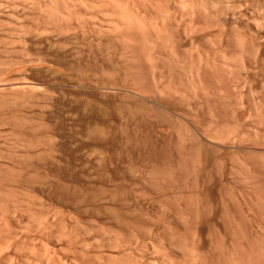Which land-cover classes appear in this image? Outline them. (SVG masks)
I'll return each instance as SVG.
<instances>
[{"label":"bare ground","instance_id":"6f19581e","mask_svg":"<svg viewBox=\"0 0 264 264\" xmlns=\"http://www.w3.org/2000/svg\"><path fill=\"white\" fill-rule=\"evenodd\" d=\"M43 1L44 0H42V2ZM50 1L51 0H47V2H50ZM56 1H53L52 3L50 2L51 5L55 2L53 4V6H55V7L48 6V5H50V3L47 5H45V3H44L45 6L41 3L43 5L42 7H44V8L46 6L47 7L45 8V10H44V8H42L44 10L43 12H40L41 10L39 12L44 14V16H42L43 17L42 20H45L44 22H46V20H47L48 23H50L49 21H51V23H53V29L55 32H57L58 34L59 33L65 34L69 31V25L71 23L68 24L69 20H66V18H68V17H66L65 14L62 15L61 11L65 10V9H67V10H69V9L68 8L61 9L62 8L61 4L59 5ZM210 1L213 2L214 0L213 1L212 0H95V3L97 2L96 5L97 6H98V4L100 5V7L98 6L97 9L99 10L101 8L103 11L106 12L103 15L109 14L110 17L113 16V17H111V19L112 18L113 19L109 20L110 17L107 15V19L109 18L107 20V22L109 24V21H110V25L107 26L106 25L107 22L104 21L105 24L100 23L101 26H99V22H98L99 20H98V21H96V22H98V25L96 26V23H95V26H94V24L91 25V27L93 26L92 27L93 29L90 27L91 29L88 30V28H87L88 24L86 25L87 26L86 27L87 29H86L85 25H83L84 23L79 19V21H81L83 23L82 25L84 26V28L86 30L83 29L81 26H79L81 28L78 29V34H76L75 38L77 40V36H78V39L80 41V43H79L80 46L79 45L75 46L74 47L75 49L73 48V50L75 51L77 49L76 50L77 52L72 51V53L74 54L73 57H75L77 55L80 56L79 54H77L78 52L79 53L81 52L82 54L80 53L81 56H80V58H78V60L77 59L75 60L73 58L74 59V60L72 59L73 61L70 58L72 56H68V59L69 58L70 59L67 61H70V60L72 61V62H70L69 67H68L70 70L68 71L67 70L68 68H65L68 63L65 64V67L63 66V69L65 68L66 71L71 72V73L67 72L68 76L65 78V80L63 79V82L61 80L60 87L58 86L59 84L57 83V86L59 87L58 89H60L62 91L61 93H63V95L56 89L57 92H59L60 95H62L63 98L65 99V100H63L64 101L63 106L65 108V111H64V114H65L64 115V118H65L64 122H65V127H66L65 130L67 131V136L65 135L66 136L65 140H66V144H67V152L66 153H68L67 154V155H69L68 158L70 157L69 159L71 160V158H73V156L77 152V154H79V156L81 158L80 161H78V162L82 163V166H81V164L79 165V163H78V165L80 167H82L81 168L82 174L80 177H82L83 181L81 184H79L81 182L79 180L80 182L77 183L79 185H77V184H76L77 186L75 184L73 185V189L71 188V190H75V192L74 193H73V191H72V193L70 192V195H73V197L76 198V200H78L77 203H80V204L82 203L83 206H85L86 208H88V207L93 208V206H95V208H96L97 205H98V208L102 207L104 209V211H106L107 215H109L108 216L109 219H107V221L112 219L113 223L116 224L117 228H122V230H123V228H126L125 231L127 230L128 237H130L131 239L132 238L136 239L137 237L140 238V236H141L140 231L141 230H143V232L146 231V234L150 233L149 236L150 237L152 236L150 239H152L153 242L156 241L158 246H160L158 248L162 249L164 247V245H166L165 247L171 248L170 251L172 249H174V251L177 250L176 252L178 253V255H182L181 256L182 259L184 258V256H186L188 258L189 262H190V254H191V260H192L191 262H193V264H264V134L263 135L261 134L262 135L261 137L256 136L257 132L253 131L254 129H256L255 126L253 129L251 126L249 127V124H251V123H249L247 127H249V132H251V133L255 132L256 133V135L254 134L255 136L252 135L253 133L251 135L248 134L249 132H245L244 129H242V130L245 133H247L246 135H244L243 131L240 132L241 128L243 127L242 123H241V125L239 124V122H240L239 118H241L240 115L242 114V112H241V114L239 113L241 110L239 111L238 107L236 108L238 110H236L234 107L232 109V107H230V104L226 101V100H228L227 98H229L231 96L232 90L230 91L229 88L231 86H233L235 88L238 87V89H239L240 88L239 86H241L242 89L243 88L244 89H243V91H240L241 89L239 90L241 92L240 94L243 95L244 99L247 98L244 101H246V102L248 101V103H247L248 105L250 103L249 100L251 102H254L253 100L255 98H253L252 96L255 95V93H254L255 88H254L253 95H251L252 94L251 92L253 91L252 87H254V86H252V83H251L252 79L250 80L251 77L249 75L250 72H251L250 74H252L253 70L250 71L249 68L251 69V63L250 62H252L256 59H259L262 62L264 61L263 60L264 59V51H263L264 42L262 44H260V43L256 42L257 39H255L254 37L252 38V40L251 39L249 40L247 38L249 41H242L241 39H244L243 37L238 40L237 37L235 39L234 38L232 39L230 36L225 41V45H221V43H220V45H218L220 41L215 39L218 42H216L214 40L215 44H213V45H215L217 47V49L212 44H209L210 46L212 45L215 48V51H217V53H216L217 55L215 54L214 51H213L214 53L212 52V48H211L212 46L210 47L211 52L209 51V49H210L208 47L209 45H207L208 50H206V48L203 49L204 47H202L201 49L199 48L200 49L199 51H197L198 50V47H197L198 43L196 41H193L194 40L193 35H192V37H190V32L193 31V29H195V27L198 29V27H200L201 24H196V26L194 27L195 24L192 25L190 23V21H191L190 13H192V14L195 13L198 16L200 13H204L205 15L202 14L201 16L206 17V13L208 14L209 13L208 11L211 8L214 12V9H213L214 6H212L214 4L211 5L212 7L210 6L211 8L208 7V5H207V2H209L208 4L210 5V3H211ZM224 1H226V0H224ZM33 2H34V0H33ZM38 2H40V1H38ZM60 2H61V0L59 1V3ZM70 2L72 4L73 0L69 1V3ZM81 2H80V5L83 4V2H82V4H81ZM87 2L88 1H86V3ZM89 2H91V0ZM256 2H257V0H256ZM23 3H24V1H23ZM56 3L59 5L58 9H56L58 6V5L57 6L55 5ZM76 3H77V1H76ZM76 3H74V4H76ZM21 4H22V2H21ZM37 4H39V3H37ZM64 4H65V2H64ZM89 4H93V3H89ZM18 5H19V3H18ZM26 5H29V4H26ZM206 5H207V8H210V9L206 10L207 9ZM220 5H223V4H220ZM224 5H225V3H224ZM232 5H230V6H232ZM78 6H79V4H78ZM216 6H217V4H216ZM226 6H227V3H226ZM228 6H229V3H228ZM13 8H14V6H13ZM21 8H22V11L26 10L25 7H24L25 9H23V7H21ZM51 8H53V9H51ZM74 8H77V7L74 6ZM79 8H83V6L79 7ZM84 8H86L85 9V11H86V10L91 9L92 7L89 9L87 7H84ZM84 8H83V10H84ZM95 8H96V6H95ZM95 8H94V10H96ZM177 8H178V11H181V13H179V15H177L178 13H175L177 11L176 10ZM92 9H91V11H93ZM235 9H233V10H235ZM4 10H6V9H4ZM33 10L31 9V13L33 12ZM59 10H60V12H59ZM67 10H65V11H67ZM233 10H231V11H233ZM65 11H63V13ZM103 11L101 13H103ZM69 12H71V10ZM81 12H82V10H81ZM93 12L96 13L95 11H93ZM215 12H216V10H215ZM217 12H219V10H217ZM26 13H27V11H26ZM101 13L99 12L97 14L102 15ZM222 13H223V11H222ZM91 14H92V12H91ZM33 15H32V19L34 18ZM66 15L67 16L69 15V19H70V16H71L70 13H68V14L66 13ZM75 15H76V13H75ZM176 15L178 17L181 16L182 19H184L182 17V16H184L185 20L181 22L180 17L179 18L177 17L178 19H180L179 20L180 23H179L178 20H176L177 19ZM257 15H258V13H257ZM72 16H74V12L72 13ZM232 16H231V18H232ZM42 17H40V18L35 17V18L41 19ZM102 17L104 18V16H102ZM216 17H217V15H216ZM242 17L244 18V16H242ZM73 18H72V20H73ZM75 18H76V16H75ZM93 18H96V15H95V17L93 16ZM93 18L91 17L90 20L92 19V21H95ZM105 18H106V15H105ZM200 18L198 19L199 21H200ZM211 18H213V16ZM76 19H78V18H76ZM205 19L206 18L201 20L200 23H202L203 27H205V25H209V27H210V25H211L210 21L211 20L208 19L210 21L207 22V19H206V22H207L206 23L204 21ZM229 19H230V17H229ZM253 19H255V17ZM85 20L87 21V19H85ZM88 20H89V18H88ZM96 20H97V18H96ZM214 20H212V21H214ZM262 20H264V18ZM202 21H204V22H202ZM215 21H217V19ZM215 21H214V23H215ZM253 22L255 25V23H256L255 20ZM31 23H34V22H31ZM195 23H196V21H195ZM219 23L217 22V26L219 25ZM38 24H39V22H38ZM102 24L106 25V27L103 29H102ZM224 24H225V22H224ZM24 25H23V28L25 29ZM40 25L42 26V24H40ZM44 25H46V23ZM78 25H79V23H78ZM78 25H75L74 27L77 29ZM258 25H260V23H258ZM98 26L100 28H98ZM234 26H236V25H234ZM27 27H29V26H27ZM23 28H22V30H23ZM223 28H225V27H223ZM240 28H242V27H240ZM257 28H259V27H257ZM27 29L24 32L25 34H26ZM197 29H196V31H197ZM233 29H236V28H233ZM29 30H31V29H29ZM203 30H205V29H203ZM246 30L248 32V29H246ZM41 31H38V33L44 34ZM236 31H238V30H236ZM19 32L17 34H20ZM221 32H222V30H221ZM197 33H198V31H197ZM197 33H195V34H197ZM28 34H30V33L27 32V35ZM7 35H8V31H7ZM20 35H22V33ZM86 35H88L90 38L88 37L89 39H87ZM235 35H236V33H235ZM32 36H34V34ZM217 36H218V34H216L215 37L217 38ZM227 36H229V35H227ZM254 36L256 37V35H254ZM40 37H38V38L40 39ZM210 37H209V41L207 43L210 42ZM220 37H221V35H220ZM251 37L249 36V38H251ZM35 38H36V35H35ZM212 38H213V36H212ZM4 39H5V37H4ZM27 39H29V38H27ZM55 39H56V37H55ZM10 40H8V42H11ZM52 40H53V38H52ZM223 40H225V39H223ZM64 41H58V42L55 41V44L54 43L53 44L51 43V44L53 46L57 45V47L58 46L64 47L63 46ZM257 41H260V40H257ZM33 42L32 43L30 42V43L33 44ZM47 42H49V41H47ZM47 42H45V43L47 44ZM70 42H71V40H70ZM12 43L14 44L15 42H11V45H12ZM183 43L186 46H184ZM22 44H26V42L25 43L22 42ZM64 44H66V43H64ZM190 44L194 45L193 48H194V50L196 49L195 51L194 50L190 51ZM6 45H8L7 41H6ZM27 45H29V44H27ZM36 46H38V44ZM36 46L34 44V47H36ZM41 46H43V44ZM41 46H39V47L41 48ZM23 47H25V46H23ZM51 48H50V51H51ZM65 48H69V47H64V49ZM226 48L228 49V51ZM260 48H261V50H260ZM61 49H63V48H60V51H61ZM22 50H24V48ZM22 50L20 49L21 53H22ZM36 51H37V49H36ZM52 51L55 52V50H52ZM68 51H69V49H68ZM260 51H262V52H260ZM30 52H31V50H30ZM30 52L28 51V53H30ZM54 52H52V53H54ZM190 52H192V53H190ZM21 53H19V54H21ZM43 53H45V52H43ZM72 53H71V55H72ZM75 53L77 55H75ZM26 54H27V52H26ZM50 54H51V52H50ZM38 55H40V54H38ZM60 55H61V52H60ZM214 55H216V56H214ZM24 56L28 57L29 55H24ZM35 56L38 57L36 54H35ZM29 58H31V57H29ZM38 58H41V57H38ZM44 58H45V56H44ZM54 58H56V57H54ZM31 59H33V58H31ZM43 59H42V61H43ZM61 59H58V61ZM37 60H39V59H37ZM229 60H231L230 64H228ZM30 61L32 62V60H30ZM232 61L233 62L235 61L234 62V64H236L235 69H236V66H238V68L240 67V71L238 70V68L235 70L234 66L232 67L233 69L230 68L232 65H234V64H231ZM261 61H260V63H261ZM40 62H38V63L39 64L43 63V62H41V63ZM61 62H64V61H61ZM257 62H255V63H257ZM6 63H8V62H6ZM38 63H36V64H38ZM252 63H254V62H252ZM13 64H15V63L13 62ZM57 64H58V62H57ZM62 64L63 63H61V65ZM43 65H41L42 67L38 66V65H35V66L43 68ZM61 65L58 64L59 67L55 66L54 68H57V71H58V69L61 67ZM253 65H252V67H253ZM7 66H8V64H7ZM19 66H21V63L19 64ZM53 66H54V64H53ZM258 66H260V65H258ZM47 67L49 70L48 65H47ZM1 68H2V66H1ZM44 68H46V67H44ZM34 69H36V68H34ZM40 69L38 70V73H39ZM263 69H264V66H263ZM233 70H235V73L233 72ZM258 70H259V68H258ZM236 71H237V73H238V71H239V73L241 71L244 73H242L241 75L240 74L236 75L237 74ZM44 72H46V71H44ZM51 72H54V71H51ZM17 73H18V71H17ZM34 73H35V71H34ZM41 73L42 72H40V74ZM63 73H64V71H63ZM56 74H57V72H56ZM55 75H54V77H55ZM61 75H62V73H61ZM64 75H66V74H64ZM39 76H37V77H39ZM51 76H49V79ZM254 77H256V76H254ZM258 77H260V74ZM42 79L43 78H41V80ZM44 79H45V77H44ZM60 79H62V78H60ZM36 80H38V79H36ZM46 80L47 79H45V81ZM55 80L56 79H54V83L57 82L59 80V78L57 81H55ZM254 80H256V79H254ZM52 81H49V82L52 83ZM24 82L26 83V81H24ZM35 82H33V83L35 84ZM37 82H39V81H37ZM54 83H52V84H54ZM253 83H254V81H253ZM28 85H29V83H28ZM45 85H47V84H45ZM253 85H256V84L254 83ZM31 86H32V84H31ZM40 86H42V85L40 84ZM27 87H29V86H27ZM36 87H34V88H36ZM44 87H46V86H44ZM22 88H23V86H22ZM38 88H40V87H38ZM54 89H55V87H54ZM236 89L233 88L234 91H236ZM261 89H263V87ZM27 90L29 92L30 88ZM244 90H245V92H244ZM24 91L25 90H23V92ZM31 91H33V90H31ZM42 91H44V90H42ZM52 91H49V92L52 93ZM239 91H236V94L238 93V97L235 94L234 98L238 99L240 97L238 100H241L242 96L239 95ZM19 92H21V91H19ZM36 92H38V91H36ZM57 92H56V94H57ZM53 93L55 96V92H53ZM233 95H234V93H233ZM21 96H23V95L21 94ZM262 96H264V95H261V97ZM4 98H6V97H4ZM18 98H21V100H22L23 97H18ZM18 98H17V100H18ZM57 98H59V97H57ZM35 99L37 100V98H35ZM232 99H233V96H232ZM2 100L4 103V99L1 98V102H2ZM12 101H10V102L12 103ZM54 102H55V100H54ZM241 102L242 101H240V103ZM3 103H1V104H3ZM51 103H50V105H51ZM237 104H239V102H237ZM21 105H23V103ZM250 105H251V103H250ZM253 105H255V104H253ZM253 105H251V107ZM7 106L11 107V105H7ZM233 106L236 107V106H241V105H235V103H233ZM263 106L264 105L262 103V109L264 110ZM1 107L3 108V105L0 106V108ZM5 107H6V105H5ZM42 107H43V105H42ZM246 107H249V106H246ZM59 108L62 109L61 103H60V107H58V109ZM259 108H260V105H259ZM246 109H249V108H246ZM250 110L251 109H249L247 111L249 112ZM263 110L261 111V108H260L261 116H262V114L264 115ZM253 111H255V110L252 109L251 112H253ZM250 114H252V113H250ZM250 114H249V117L251 116ZM254 114L256 115L257 111ZM247 115H248V113H247ZM252 117H253V115H252ZM245 118L246 117H244V119ZM54 120H56V119H54ZM262 120H264V116H262ZM259 121H260V118H259ZM49 123H50V120H49ZM20 124H23V123L20 122ZM256 124H258V123H256ZM46 125H48V124H46ZM51 126H49V127L51 128ZM259 126H260V123H259ZM261 126H262V124H261ZM247 127L245 126L244 128H247ZM50 128H49V130H50ZM62 128H63V126H62ZM263 128H264V126H263ZM36 129H38V128H36ZM59 129H61V128H59ZM257 131H258V129H257ZM259 133H258V135H259ZM38 137H40V135ZM47 137H49V136H47ZM259 137H260V139H259ZM58 138H59V136H58ZM48 140H51V139H48ZM56 140L59 141L57 138H56ZM35 141H37V139ZM45 141H46V139H45ZM51 142H52V140H51ZM43 143H41V144L43 145ZM55 145L53 144L52 146H55ZM47 146H48V144H47ZM53 148H56V147H53ZM65 148H66V146H65ZM42 149H44V148H42ZM56 150H57V148H56ZM43 152H45V151L43 150ZM36 156H38V155H36ZM77 157L74 159L77 160ZM224 158L228 160L227 163H229V162H230L229 164L232 163L231 168H227L228 172L229 171H230V173H231V171L235 172L237 175L236 174H234V175L238 176V178H240V179H241L240 174H241V176L243 175L242 180L245 181L246 184H248L247 190H244V187L246 186V184L244 185L243 183L242 184L244 185V187L243 188L240 187V188H242V189H240L239 187H235V185L229 186V182L227 183V185H225L226 183L223 184L224 182L223 183L221 182L222 181L221 176L223 174L224 166H226ZM74 159L72 160V162H74ZM70 160H69V162H70ZM75 162L77 164V161H75ZM54 163H55V161H54ZM233 165H234V169H233ZM34 166H35V164H34ZM80 167H77V169L78 168L80 169ZM30 168H32V166ZM3 169H5V168H3ZM13 169H15V168L13 167ZM36 169H38V168L36 167ZM38 170H36V171H38ZM73 171H74V169H73ZM51 172H52V170H51ZM224 172L226 173V171H224ZM239 172H240V174H239ZM230 173L228 175H230ZM1 174H2V171H1ZM1 174H0V176H1ZM59 174H60V172H59ZM31 175H33V174H31ZM57 176H59V175H57ZM225 176L226 175L224 174L222 177H225ZM17 177H18V175H17ZM17 177H16V179H17ZM32 178H33V176H32ZM40 178H42V177H40ZM40 178H39V180H40ZM2 179H4V177H2ZM6 179L7 178H5V180ZM14 179H11V181ZM36 179L38 180L37 177H36ZM63 179H64V177H63ZM22 180H24V179H22ZM41 180H43V182H44V179H41ZM48 180H51V179H48ZM72 180L70 178L69 182H71ZM11 181H10V183H11ZM65 181H66V179H65ZM223 181H224V178H223ZM14 182H15V180H14ZM55 182H57V181L55 180ZM232 182L233 181H231L230 184H232ZM234 182H236V181H234ZM234 182H233V184H234ZM64 183H66V182H64ZM237 183H239V180ZM40 184H42V183H40ZM54 184L56 185V183H54ZM44 185H43V187H44ZM65 185H67V183ZM240 185H241V183H240ZM62 186L64 187V185H62ZM237 186H238V184H237ZM11 187H13V186H11ZM20 187H22V186H20ZM54 187H52V189ZM67 187H68V185H67ZM7 188H9V187H7ZM22 188H24V187H22ZM38 188H39V186H38ZM25 189H26V187H25ZM36 189H37V187H36ZM245 189H246V187H245ZM29 190H31V189H29ZM66 190H68V188ZM57 191H58V189H57ZM48 193H50V192H48ZM34 194H35V192H34ZM36 194H37V191H36ZM4 195H5V193L3 194V197H4ZM60 195H62V194H60ZM1 196H2V194H1ZM7 196L9 197L10 194ZM36 196L38 198L39 195H36ZM36 196H33V197H36ZM138 196H140V197L142 196L143 198L146 199V201L144 199L143 200L148 203V205H149L148 209L149 210H146V208H142L143 205H140L142 200L140 197L138 198ZM13 197L10 199L11 200L14 199ZM71 197L72 196H70V198ZM39 198L43 199L40 196H39ZM64 198H62V199H64ZM4 199H6V198H4ZM16 199H17V197H16ZM52 199H54V197ZM55 199H56V197H55ZM139 199H140V203H139ZM8 200H9V198H8ZM27 200H28V197H27ZM71 200H72V198H71ZM48 201H49V199H48ZM74 201L72 202L73 204L76 203ZM67 202H69V201H66V203ZM145 202H144V207H145ZM10 203H12V202H10ZM32 203H33V201H32ZM128 203H129V205H128L129 208L126 211L125 210L127 208L126 204H128ZM153 203H155V205ZM1 204L2 203H0V205ZM14 204H16V203H13L12 205H14ZM142 204H143V202H142ZM16 205H18V204H16ZM24 205H26V204H24ZM30 205H32V204H30ZM36 205L37 204H35V206ZM40 205H42V204L40 203ZM77 205H76V207H79V205L78 206ZM35 206H33V207H35ZM59 206H56V208ZM5 207H6V205L4 206V209H5ZM41 207H40V209L42 210L43 207L42 208ZM61 207L63 208V206H61ZM67 207H68V205H67ZM85 207H84V209H85ZM124 207H126V208H124ZM53 208H52V210H53ZM56 208L54 209L55 211L60 210V209H56ZM16 209H18V208L16 207ZM65 209H66V207H65ZM78 209L80 210L82 208L80 207ZM1 210H0V213L2 212ZM8 210H9V208H8ZM34 211H36V210H34ZM100 211H102V210H100ZM104 211H102V212H104ZM4 213H6V212H4ZM44 213H45V211H44ZM46 213H47V210H46ZM95 213L99 214L101 212H99V213L95 212ZM39 214H38V216H39ZM41 214H43V213H41ZM41 214H40V216H41ZM104 214L105 213H103V215ZM47 215H48V213H47ZM59 215H60V211H59ZM61 215H62V213H61ZM71 215H72V213H70V217H71ZM0 216H2V215H0ZM14 216L15 215H13V217ZM53 217H51L52 220H53ZM3 218L4 217H0L1 220H3ZM72 218L73 217H71V219ZM88 218H90V216H88ZM98 218H100V217H98ZM57 219H58V217H57ZM75 219H77V216ZM59 220H63V219H59ZM82 220H83V218H82ZM86 220H87V217H86ZM29 221H31V220H29ZM71 221H73V220H71ZM92 221L93 220H91V222ZM97 221H99V220H97ZM100 221H101V219H100ZM43 222H45V221H43ZM102 222H103V220H102ZM12 223H14V222H12ZM16 223H18V222H16ZM25 223H26V221H25ZM27 223H28V221H27ZM34 223H35V221H34ZM73 223L74 222H72L71 225H73ZM93 223H94V221H93ZM105 223H107L106 220H105ZM23 224H21V226ZM54 224H56V222ZM77 224H74V225L77 226ZM25 225H27V224H25ZM17 226H18V224H17ZM97 226H100V225L98 224ZM111 226H110V229H111ZM43 227L44 226H42L40 228H43ZM54 227L55 226H53V229H54ZM59 227H62V226H59ZM113 227H115V226H113ZM78 228H79V226H78ZM8 229H10V228H8ZM32 229H33V227H32ZM72 229H73V227H72ZM72 229H70V231ZM74 229H75V227H74ZM103 229H105V228L103 227ZM6 230H7V228H6ZM51 230H52V226H51ZM81 230H82V228H81ZM116 230L119 233L118 234L116 232L117 238L114 236L117 240H119L118 238H120V240H121V237H122V239L123 238L126 239V236H123V234H124L123 232L121 234L120 233L121 231L119 232L118 229H116ZM128 230H129V232H128ZM11 231H10V233H11ZM54 231H56V229H54ZM62 231H65V230L63 229ZM89 231H91V230H89ZM31 232H33V231H31ZM51 232L53 233V231H51ZM8 233H9V231H8ZM16 233H17V231H16ZM39 233H40V231H39ZM108 233H109V231H108ZM127 233L125 235H127ZM66 234H67V232H66ZM139 234H140V236H139ZM62 235H64V234H62ZM76 235H75V237H76ZM104 235H108V234L104 233L103 236ZM112 235H114V233H112ZM2 237H4V236H2ZM9 237L10 236L7 235V238H9ZM11 237L13 238L12 235H11ZM56 237L58 239V236H56ZM79 237L77 239H79ZM107 237H109V235ZM110 237H112V236H110ZM5 238H4V240H6ZM18 238H19V236H18ZM69 238H71V237L69 236ZM103 238H105V237H103ZM67 239H68V237H67ZM94 239H96V238H94ZM100 239H102V238H100ZM131 239H129V240H131ZM7 240H9V239H7ZM64 240H65V238H64ZM110 240H108V242L107 241H104V242H107L108 246H109V243H112V242H109ZM69 241H70V239H69ZM123 241H124V239H123ZM152 241L148 242V243H150L152 247H155L156 245L153 246ZM1 242L4 243V241H1ZM82 242H84V240H82ZM115 242H117V241H115ZM7 243H8L7 245L9 246V242H7ZM65 243L66 242H64L63 244H65ZM96 243H97V241H96ZM118 243H120V242H118ZM126 243L129 245L128 242H126ZM140 243H142V245H143V242H140ZM156 243H154V244H156ZM83 244H84V247L82 246ZM83 244L81 246L83 248H85V243H83ZM98 244H100V243H98ZM127 244H123V245H127ZM17 245H19V244H17ZM53 245H55V244H53ZM104 245H106V244L104 243ZM132 245H130V246H132ZM87 246L89 247V245H87ZM2 247L4 248V246H2ZM2 247H0V248H2ZM88 247H87V249L89 250ZM120 247H122V246L120 245ZM94 248H96V246ZM94 248H92V250ZM132 248H133V246H132ZM134 248L132 250H134ZM158 248L156 247L155 249L157 250ZM8 249H9V247L7 248V250ZM10 249H12V248H10ZM23 249H25V248H23ZM74 249L76 250V248H73V250ZM108 249H109V247H108ZM111 249H113V248H111ZM124 249H126V248H124ZM144 249H145V247H144ZM155 249H152V250L155 251ZM161 249H160V251H162ZM2 250H4V252H5L6 248H4ZM19 250H21V249H19ZM49 250H50V248H49ZM115 250L117 251V249H115ZM15 251H16V249H15ZM61 251H62V249H61ZM61 251H59V252H61ZM89 251L86 253H89ZM135 251H134V253H135ZM138 251H136L137 254H138ZM140 251L142 252V250H140ZM17 252H18V250H17ZM38 252H39V249H38ZM74 252H76V251H74ZM167 252H169V250ZM1 253H2V251H1ZM78 253H80V252H78ZM129 253H130V251H129ZM15 254H16V252H15ZM50 254L51 253H49V255ZM59 254H61V253H59ZM92 254H89V256ZM98 254H97V256H98ZM103 254H104V252H103ZM120 254H122V253H120ZM153 255L154 254L152 253V256ZM165 255H169V254L165 253ZM165 255H163V257ZM172 255L173 254H170L169 256H172ZM43 256H45V254ZM89 256H87L86 258H89ZM106 256H108V254ZM110 256H112V255L110 254ZM118 256H119V253H118ZM118 256H117V258H118ZM130 256H132V255H130ZM8 257H9V255L7 256V258ZM70 257H72V255H70ZM78 257L79 256H77V258ZM83 257H85V256H83ZM91 257L92 256H90V259H91ZM94 257H95V255H94ZM114 257H113V259H114ZM10 258H12V257H10ZM13 258H15V257H13ZM126 258H127V255H126ZM130 258L132 259V257H130ZM136 258L137 257H135V259ZM44 259H45V257H44ZM90 259H88V260H90ZM105 259H102V260H105ZM162 259H165V258H162ZM166 259L169 260L168 264H171V261L173 259L170 260V258H168V257H166ZM85 260L87 261V259H85ZM99 260H101V259H99ZM140 260H137V261H140ZM21 261H22V258H21ZM68 261H70V260H68ZM115 261H117V259ZM121 261L123 262V260H121ZM129 261L132 264L133 260H129ZM148 261L150 262L151 259ZM162 261H163V263H165L164 260H162ZM30 262H29V264H30ZM32 262H33V260H32ZM125 262H127V260ZM157 262H159V261H157ZM174 262L175 261H173V263ZM179 262H177V263H179ZM109 263H111V262H109ZM190 263H188V264H190ZM4 264H6V263H4ZM19 264H22V263H19ZM41 264H42V262H41ZM73 264H74V262H73ZM85 264H87V263H85ZM95 264H97V263H95ZM100 264H101V262H100ZM128 264H129V262H128Z\"/></svg>","mask_w":264,"mask_h":264},{"label":"rangeland","instance_id":"374dc122","mask_svg":"<svg viewBox=\"0 0 264 264\" xmlns=\"http://www.w3.org/2000/svg\"><path fill=\"white\" fill-rule=\"evenodd\" d=\"M15 1V2H14ZM19 1V2H18ZM0 0V42L2 43H0V106H2L3 105V108L1 107L0 108V174H1V171H2V174L4 175H2L1 174V176H0V178L2 179V177H4V179H0L1 181H0V193L2 194V196H1V194H0V203H2L1 205H0V210L2 211L1 213H0V215H2V216H0V217H4L3 218V220H1L0 219V247H2V246H4V248H6V251L4 252V250H2V249H4L3 247L2 248H0V253H1V251H2V253L0 254V259L2 260H0L1 262H0V264H4V263H6V264H19V263H22V264H29V262H30V264H32L33 262V264H41V262H42V264H73V262H74V264H85V263H87V264H95V263H97V264H100V262H101V264H104L105 262V264H117L118 262V264H128V262H129V264H131V262L129 261V260H133L132 261V264H165L166 262V264H168V261L169 260H167L166 259V257H168V258H170V260H172L171 261V264H188V263H190L192 260H191V254H190V262H189V260H188V258L186 257V256H184V258L182 259L181 258V256L182 255H178V253L176 252L177 250H175L174 251V249H172L171 251H170V249L171 248H168V247H165L166 245H164V249L162 248H158V247H160V246H158V244L156 243V241H152V239H150L151 237L149 236V234L150 233H147L146 234V231L145 232H143V230H141L140 232V234H141V236H140V234H139V236H140V238L139 237H137L136 239L135 238H130V237H128V233H127V230L125 231V229L126 228H123V230H122V228H117L116 227V224H114L113 223V220L111 221V220H108L107 221V219H109V215H107V213H106V211H104V209L102 208V207H99L98 208V205H97V207L95 208V206H93V208L95 209H93V208H90V207H88V208H86L85 206H83V204L81 203H77L78 202V200H76V198H74L73 197V195H70V192L72 193V191H73V193L75 192V190H71V188L73 189V185L75 184H77L78 182H80L79 184H81L82 183V177H80L81 176V174H82V170H81V168L82 167H80L79 165L81 164V166H82V163H79L78 161H80V156H79V154H77V152H76V154L73 156V158H71V160L68 158V156L69 155H67L68 153H66L67 152V144H66V140H65V138H66V136H67V131L65 130L66 129V127H65V122H64V111H65V108H64V106H63V104H64V101L63 100H65L64 98H63V93H61L62 91L60 90V89H58L59 87H60V82H61V80H62V82H63V79L65 80V78L68 76V74H67V72L70 70L68 67H69V64H70V62H72L74 59L76 60H78V58H80V56H81V54L78 52L77 54H79L80 56H78L76 53H75V55H77V56H75V57H73V53H72V51H74L73 50V48L75 47V46H78L79 45V43H80V41H79V39H78V36H77V40H76V34H78V29L79 28H83V29H85L87 26V28H88V30L89 29H91L92 27H91V25H93L94 24V26H95V23H96V26L98 25V22H99V26H101V24L100 23H103V24H105V22L104 21H106L107 22V20L109 19H107V15L109 16V14H105L106 15V18H105V15H103L104 13H106L105 11H103L101 8L98 10L97 8H98V6L100 7V5L98 4V6L96 5V3H95V0H91V2H89L90 0H79L80 2L82 1L83 2V4H82V2H81V4L82 5H80V2L78 1V0H73V2H72V4H71V2L69 3V1H72V0H61V2L59 3V1L57 0H53V1H56L59 5L61 4V9H65V8H68L69 10H67V9H65V10H67V11H65V10H62L61 12V14L62 15H64L65 14V16L66 17H68V18H66V20H69V23L68 24H70L69 25V31L67 32V33H65V34H58L57 32H55L54 31V29H53V23H51V21H49L50 23H48V21L46 20V22H44L45 20H42L43 19V17L42 16H44V14L43 13H40V12H43L44 10H45V8L47 7H42L43 5H44V3H45V5H47V4H49L50 2L52 3L53 1L51 0L50 2H47V0H44L43 2H42V0H34V2H33V0ZM23 1H24V3H23ZM32 1V2H31ZM38 1H40V2H38ZM76 1H77V3H76ZM85 1V2H84ZM86 1H88L87 3H86ZM94 1V2H93ZM213 1V0H212ZM219 1V2H218ZM228 0H226V1H224V0H214L213 2H211L210 3V5L208 4L209 2H207V5H208V7H210L212 4H214V5H212V6H214V12H213V10H212V6L210 7V8H207V5H206V10H208V9H210L208 12L211 14H207L206 13V17L205 16H201L202 14L203 15H205L204 13H200L199 14V16L198 15H196L195 13H190V16L193 18H191L190 17V19H191V21H190V23L192 24V25H194V27L196 26V24H201V26L200 27H198V29L195 27V29H193V31H191L190 32V37H192V35H193V41H196L198 44H197V47H198V50L197 51H199L202 47H204L203 49H205L206 48V50H208L207 48L209 47H211L213 44H215L214 42L216 41V40H219L220 42H219V44L218 45H220V43H221V45H225V41L231 36V38L233 39H235L236 37H237V39L239 40V39H241L242 37L244 38V39H241L242 41H249L250 39L252 40V38L254 37L255 39H257V40H260V41H257L256 40V42H258V43H260V44H262L263 42H264V20H262L263 18H264V0L262 1V0H257V2H256V0H229L228 2H227ZM12 2V3H11ZM21 2H22V4H21ZM30 2V3H29ZM64 2H65V4H64ZM263 2V3H262ZM8 3V4H7ZM18 3H19V5H18ZM36 3V4H35ZM37 3H39V4H37ZM43 5H42V4ZM51 3H50V5H48V6H53V4L55 3H53L52 5H51ZM55 4L56 6L58 5V4ZM63 3V4H62ZM67 3V4H66ZM74 3H76V4H74ZM89 3H93L95 6H96V8H95V6L93 5V4H89ZM224 3H225V5H224ZM226 3H227V6H226ZM228 3H229V6H228ZM231 3V4H230ZM239 3V4H238ZM244 3V4H243ZM26 4H29V5H26ZM78 4H79V6H78ZM216 4H217V6H216ZM220 4H223V5H220ZM234 6H233V5ZM238 4V5H237ZM257 4V5H256ZM25 5V6H24ZM32 7H31V6ZM44 5V6H45ZM59 5L57 6V8L56 9H58V7H59ZM65 5V6H64ZM69 5V6H68ZM85 5V6H84ZM89 5V6H88ZM92 5V6H91ZM230 5H232V6H230ZM237 5V6H236ZM261 5V6H260ZM13 6H14V8H13ZM30 8H29V7ZM35 6V7H34ZM37 6V7H36ZM67 6V7H66ZM72 6V7H71ZM74 6L75 7H77V8H74ZM83 6V8L84 7H87L88 9L89 8H95L96 10H94V8L92 9L93 11H95L96 13H94L93 11H91V9H89V10H86L85 11V9L86 8H84V10H83V8H79V7H82ZM226 8H225V7ZM239 6V7H238ZM21 7H23V9H25L26 8V10H23L22 11V8ZM25 7V8H24ZM53 7H55V6H53ZM225 9H224V8ZM229 7V8H228ZM232 7V8H231ZM241 7V8H240ZM245 7V8H244ZM21 10H20V9ZM36 8V9H35ZM39 8V9H38ZM42 8H44V10L42 9ZM59 8V9H60ZM220 8V9H219ZM222 8V9H221ZM228 8V9H227ZM231 8V9H230ZM236 8V9H235ZM238 8V9H237ZM4 9H6V10H4ZM30 9V10H29ZM31 9L33 10V12L35 13H31ZM51 9H53V8H51ZM82 10V12H81V10ZM233 9H235V10H233ZM261 9V10H260ZM36 10V11H35ZM41 10V11H40ZM71 10V12H69ZM177 11L175 12V13H178L177 15H179V13H181V11H178V8L176 9ZM215 10H216V12H215ZM217 10H219V12L221 13H219V12H217ZM231 10H233V11H231ZM26 11H27V13H26ZM40 11V12H39ZM63 11H65L64 13H63ZM85 11V12H84ZM103 11V13H101ZM211 11V12H210ZM222 11H223V13H222ZM227 11V12H226ZM230 11V12H229ZM261 11V12H260ZM33 15V17L35 18V17H42L41 19H39V18H33L32 19V15L30 14V13ZM39 12V13H38ZM59 12H60V10H59ZM74 12V16H72V13ZM91 12H92V14H91ZM101 13L102 15H100V14H97V13ZM191 12V11H190ZM66 13L68 14V13H70V19H69V15L67 16L66 15ZM75 13H76V15H75ZM80 13V14H79ZM94 13V14H93ZM110 13V12H109ZM240 13V14H239ZM257 13H258V15H257ZM261 13V14H260ZM263 13V14H262ZM27 14V15H26ZM41 14V15H40ZM78 14V15H77ZM83 14V15H82ZM91 14V15H90ZM111 14V13H110ZM223 14V15H222ZM38 15V16H37ZM46 15V14H45ZM81 15V16H80ZM90 17H89V16ZM95 17V15H96V18H97V20H96V18H93V16ZM100 15V16H99ZM176 15V18L178 17ZM196 15V16H195ZM216 15H217V17H216ZM233 15V16H232ZM238 17H237V16ZM75 16H76V18H78V19H76L75 18ZM78 16V17H77ZM80 16V17H79ZM86 16V17H85ZM102 16H104V18L102 17ZM200 18V21L198 20L199 18ZM213 16V18H211ZM220 16V17H219ZM231 16H232V18H231ZM235 16V17H234ZM242 16H244V18L242 17ZM30 17V18H29ZM73 18V20H72V18ZM89 18V20H90V18L92 17L95 21H92V19L89 21L88 20V18ZM110 17V16H109ZM111 17H113V16H111ZM111 17H110V19L109 20H112L111 19ZM180 17V19H178ZM176 20H178V22L180 23V21L182 22V21H184L185 20V17L184 16H182L184 19H182L181 18V16H179ZM196 17V18H195ZM203 17V18H202ZM209 17V18H208ZM215 17V18H214ZM229 17H230V19H229ZM255 17V19H253ZM29 18V19H28ZM82 18V19H81ZM100 18V19H99ZM198 18V19H197ZM204 18H206L207 19V22L208 21H210V27H209V25H205V27H203L202 26V23H200L201 22V20H203ZM252 18V19H251ZM32 21H31V20ZM64 19V18H63ZM79 19L84 23H82L81 21H79ZM85 19H87V21L84 20ZM102 19V20H101ZM206 19L204 20L205 22H206ZM208 19H210V20H208ZM217 19V21H215V20ZM257 19V20H256ZM37 20V21H36ZM99 20V21H98ZM180 20V21H179ZM199 22H198V21ZM212 20H214L215 21V23H214V21H212ZM221 20V21H220ZM227 22H226V21ZM255 20V25H254V21ZM36 21V22H35ZM76 21V22H75ZM96 21H98V22H96ZM101 21V22H100ZM195 21H196V23H195ZM204 21H202V22H204ZM253 23H252V22ZM259 21V22H258ZM31 22H34V23H31ZM38 22H39V24H38ZM68 22V21H67ZM79 23V25H78V23ZM86 22V23H85ZM198 22V23H197ZM206 22V23H207ZM217 22L219 23V27L217 26ZM224 22H225V24H224ZM240 22V23H239ZM247 22V23H246ZM263 22V23H262ZM6 23V24H5ZM46 23V25H44ZM77 23V24H76ZM90 23V24H89ZM235 23V24H234ZM242 23V24H241ZM245 23V24H244ZM258 23H260V25H258ZM25 24V25H24ZM28 24V25H27ZM40 24H42V26L40 25ZM81 24V25H80ZM85 25V28H84V26L83 25ZM88 24V25H87ZM102 24V29L103 28H105L106 27V25L107 26H109L110 25V21H109V24H108V22H107V24L106 25H103ZM205 24V23H204ZM203 24V25H204ZM209 24V23H208ZM223 26V27H225V28H223L221 25ZM23 25H24V27H25V29L23 28ZM38 25V26H37ZM75 25H78V28L76 29L74 26ZM87 25V26H86ZM213 25V26H212ZM230 25V26H229ZM233 25V26H232ZM234 25H236V26H234ZM248 25V26H247ZM5 26V27H4ZM8 26V27H7ZM18 26V27H17ZM27 26H29V27H27ZM31 26V27H30ZM34 26V27H33ZM46 26V27H45ZM79 26H81V27H79ZM98 26V28H100ZM191 26V25H190ZM199 26V25H198ZM207 26V27H206ZM263 26V27H262ZM21 27V28H20ZM43 27V28H42ZM77 27V26H76ZM91 27V28H90ZM203 27V28H202ZM213 27V28H212ZM216 27V28H215ZM218 27V28H217ZM240 27H242V28H240ZM246 27V28H245ZM256 27V28H255ZM257 27H259V28H257ZM261 27V28H260ZM8 28V29H7ZM22 28H23V30H22ZM28 28V29H27ZM33 28V29H32ZM40 30H39V29ZM86 28V29H87ZM95 28V27H94ZM97 28V27H96ZM233 28H236V29H233ZM238 28V29H237ZM240 28V29H239ZM263 28V29H262ZM5 29V30H4ZM10 29V30H9ZM18 29V30H17ZM21 29V30H20ZM27 29V31H26V34L24 33L25 32V30ZM29 29H31V30H29ZM43 29V30H42ZM76 29V30H75ZM85 29V30H86ZM93 29V28H92ZM196 29H197V31H198V33H197V31H196ZM200 29V30H199ZM203 29H205V30H203ZM210 29V30H209ZM212 29V30H211ZM220 29V30H219ZM245 29V30H244ZM246 29H248V32H247V30ZM260 31H259V30ZM12 30V31H11ZM42 30V31H41ZM47 30V31H46ZM221 30H222V32H221ZM233 30V31H232ZM236 30H238V31H236ZM241 30V31H240ZM254 30V31H253ZM7 31H8V35H7ZM20 31V32H19ZM22 31V32H21ZM31 31V32H30ZM34 31V32H33ZM38 31H41L42 33H44V34H41V33H38ZM46 31V32H45ZM202 31V32H201ZM226 31V32H225ZM229 31V32H228ZM3 32V33H2ZM10 32V33H9ZM12 32V33H11ZM22 33V35H20V34H17V33ZM27 32L28 33H30V34H28L27 35ZM37 32V33H36ZM193 32V33H192ZM201 32V33H200ZM16 33V34H15ZM34 34V36H32L33 34ZM192 33V34H191ZM195 33H197V34H195ZM220 33V34H219ZM225 35H224V34ZM230 33V34H229ZM234 35H233V34ZM235 33H236V35H235ZM243 33V34H242ZM11 34V35H10ZM41 36H39V35ZM216 34H218V36H217V38L215 37L216 36ZM239 34V35H238ZM250 34V35H249ZM256 35V37L254 36V35ZM10 35V36H9ZM19 35V36H18ZM25 35V36H24ZM35 35H36V38H35ZM215 35V36H214ZM220 35H221V37H220ZM227 35H229V36H227ZM244 35V36H243ZM261 35V36H260ZM33 38H32V37ZM206 36V37H205ZM211 36V37H210ZM212 36H213V38H212ZM227 36V37H226ZM233 36V37H232ZM249 36L251 37V38H249ZM259 36V37H258ZM4 37H5V39H4ZM19 37V38H18ZM29 38V39H27V38ZM38 37H40V39L38 38ZM55 37H56V39H55ZM89 36L88 35H86V38L87 39H89L88 38ZM209 37H210V42L209 43H207L208 41H209ZM215 37V38H214ZM240 37V38H239ZM31 38V39H30ZM51 38V39H50ZM52 38H53V40H52ZM201 38V39H200ZM230 38V39H231ZM249 40H248V39ZM2 39V40H1ZM4 39V40H3ZM11 39V40H10ZM22 39V40H21ZM37 39V40H36ZM42 39V40H41ZM198 39V40H197ZM206 39V40H205ZM216 39V40H215ZM221 39V40H220ZM223 39H225V40H223ZM7 41V44L8 45H6V41ZM8 40H10L11 42H15L14 44L12 43V45H11V42H8ZM24 40V41H23ZM31 40V41H30ZM39 40V41H38ZM65 40V41H64ZM70 40H71V42H70ZM200 40V41H199ZM206 42H205V41ZM212 40V41H211ZM215 40V41H214ZM4 41V42H3ZM34 41V42H33ZM36 41V42H35ZM47 41H49V42H47ZM55 41L56 42H58V41H64V43H66V44H64L63 43V46L64 47H69V48H65L64 49V47H60V46H58L57 47V45H52L53 43L55 44ZM79 41V42H78ZM203 41V42H202ZM224 41V42H223ZM19 42V43H18ZM22 42L23 43H25L26 42V44H22ZM33 42V44H31V43ZM43 44V46H41L42 44ZM45 42H47V44L45 43ZM68 42V43H67ZM74 42V43H73ZM200 42V43H199ZM213 42V43H212ZM216 42H218V41H216ZM5 43V44H4ZM52 43V44H51ZM73 43V44H72ZM16 44V45H15ZM19 44V45H18ZM27 44H29V45H27ZM34 44H35V46L38 44V46H36V47H34ZM41 44V45H40ZM51 44V45H50ZM69 44V45H68ZM77 44V45H76ZM184 44V43H183ZM202 44V45H201ZM209 44H212L211 46L209 45ZM216 44V45H217ZM10 45V46H9ZM33 45V46H32ZM66 45V46H65ZM68 45V46H67ZM71 45V46H70ZM201 45V46H200ZM206 47H205V46ZM207 45H209L208 47H207ZM217 45V46H218ZM2 46V47H1ZM20 48H19V47ZM23 46H25V47H23ZM29 46V47H28ZM39 46H41V48L39 47ZM49 46V47H48ZM52 48H51V47ZM56 46V47H55ZM80 46V45H79ZM184 46H186L185 44H184ZM214 47H216L215 45H213ZM211 47L212 48V52L214 51L215 52V54L217 53V51H215V48L214 47ZM22 47V48H21ZM38 47V48H37ZM43 47V48H42ZM194 45H191L190 44V51L191 50H194ZM19 48V49H18ZM24 48V50H22ZM29 48V49H28ZM32 48V49H31ZM37 49V51H36V49ZM48 48V49H47ZM50 48H51V51H50ZM57 48V49H56ZM60 48H63V49H61V51H60ZM200 48V49H199ZM211 48L209 49V51L211 50ZM8 49V50H7ZM17 49V50H16ZM20 49L22 50V53H21V51H20ZM28 49V50H27ZM68 49H69V51H68ZM72 49V50H71ZM75 49V48H74ZM214 49V50H213ZM216 49H217V47H216ZM227 49V48H226ZM4 50V51H3ZM6 50V51H5ZM19 50V51H18ZM26 50V51H25ZM30 50H31V52H30ZM34 50V51H33ZM52 50H55V52L54 51H52ZM66 50V51H65ZM77 50V49H76ZM74 51V52H77V51ZM196 50V49H195ZM194 50V51H195ZM260 50H261V48H260ZM18 51V52H17ZM28 51L30 52V53H28ZM48 51V52H47ZM68 51V52H67ZM193 51V52H194ZM227 51H228V49H227ZM263 51H264V49H263ZM5 52V53H4ZM26 52H27V54H26ZM43 52H45V53H43ZM50 52H51V54H50ZM52 52H54V53H52ZM60 52H61V55H60ZM64 52V53H63ZM70 52V53H69ZM206 52V51H205ZM211 52V51H210ZM213 52V53H214ZM260 52H262V51H260ZM19 53H21V54H19ZM38 56V57H41V58H38V57H36L35 56V54ZM49 53V54H48ZM71 53H72V55H71ZM190 53H192V52H190ZM212 53V54H213ZM10 54V55H9ZM38 54H40V55H38ZM45 54V55H44ZM22 55V56H21ZM24 55H29L28 57L27 56H24ZM53 57H52V56ZM57 55V56H56ZM64 55V56H63ZM217 55V54H216ZM216 55H214V56H216ZM8 58H7V57ZM44 56H45V58H44ZM48 56V57H47ZM51 56V57H50ZM67 58H66V57ZM68 56H72V57H70L71 58V60L70 61H67V60H69L68 59ZM27 57V58H26ZM29 57H31V58H33V59H31V58H29ZM54 57H58L57 59L56 58H54ZM60 57V58H59ZM64 57V58H63ZM23 60H22V59ZM29 58V59H28ZM39 59V60H37V59ZM44 58V59H43ZM47 58V59H46ZM52 58V59H51ZM62 58V59H61ZM9 59V60H8ZM41 59V60H40ZM42 59H43V61H42ZM58 59H61V60H59L58 61ZM64 59V60H63ZM249 59V58H248ZM6 60V61H5ZM30 60H32V62L30 61ZM259 59H256V60H254V61H252V62H254V63H252V62H250L251 63V69L249 68V70L250 71H252V74H250L249 73V75H250V80L252 79V86H254V87H252V94L251 95H253V92H254V88H255V95L254 96H252L253 98H255L253 101L254 102H251L250 100H249V102L251 103V105H253V104H255V105H253L252 107H251V105H250V103H249V105L247 104L248 103V101L246 102V101H244V100H246V99H244L243 98V95L242 94H240L241 92L240 91H243V89H242V87L241 86H239L240 88L238 89V87H233V86H231L229 89H230V91H231V96L229 97V98H227L228 100H226L229 104H230V107H232V109H233V107L236 109L237 107H238V109H239V113L241 114V112H242V114L240 115L241 116V118H239V124L241 125V123H242V128H241V130H240V132L241 131H243L242 129H244V131L245 132H249V127L251 126L252 127V129L254 128V126H255V128L256 129H254L253 131H256L257 132V135H256V133L255 132H249L248 134H252V135H256V136H262L263 134H264V128H263V126H264V120H262V116H264L263 114H262V116H261V112H260V108H261V111L263 110L262 109V103H263V105H264V96H262L261 97V95H264V69H263V66H264V61L262 62L261 60H259ZM264 60V59H263ZM20 61V62H19ZM22 61V62H21ZM27 61V62H26ZM43 62V63H41V62ZM48 61V62H47ZM50 61V62H49ZM55 61V62H54ZM61 61H64V62H61ZM258 61V62H257ZM260 61H261V63H260ZM6 62H8V63H6ZM12 62V63H11ZM13 62L15 63V64H13ZM19 62V63H18ZM24 62V63H23ZM38 62H40L41 64H39ZM57 62H58V64H60L61 65V63H63L62 65H61V67L58 69V71H57V68H54L55 66H57V67H59L58 66V64H57ZM230 62H231V60H229V63L228 64H230ZM235 62V61H234ZM234 62L232 61V63L231 64H234ZM255 62H257V63H255ZM6 63V64H5ZM21 63V66H19V64ZM34 63V64H33ZM36 63H38V64H36ZM45 63V64H44ZM68 63V64H67ZM7 64H8V66H7ZM17 64V65H16ZM33 64V65H32ZM44 64V65H43ZM50 64V65H49ZM53 64H54V66H53ZM57 64V65H56ZM65 64H67L66 65V67H65ZM254 64V65H253ZM256 64V65H255ZM35 65H38V66H41V65H43V68H41V67H38V66H35ZM47 65L49 66V70H48V67H47ZM235 65L236 64H234V65H232L230 68L231 69H233L232 67L234 66V69H235ZM252 65H253V67H252ZM258 65H260V66H258ZM1 66H2V68H1ZM13 66V67H12ZM63 66L65 67V68H68L67 70L68 71H66V69L64 70L63 69ZM256 66V67H255ZM258 66V67H257ZM44 67H46V68H44ZM54 69H52V68ZM21 68V69H20ZM24 70H23V69ZM34 68H36V69H34ZM38 68V69H37ZM41 68V69H40ZM51 68V69H50ZM238 68V66H236V69ZM255 68V69H254ZM258 68H259V70H258ZM3 69V70H2ZM9 69V70H8ZM18 69V70H17ZM20 69V70H19ZM40 69V71H39V73H38V70ZM48 71H47V70ZM56 69V70H55ZM235 69V70H236ZM22 70V71H21ZM46 71V72H44V71ZM54 71V72H51V71ZM235 70H233V72L235 73ZM238 70L240 71V67L238 68ZM17 71H18V73H17ZM34 71H35V73H34ZM57 72V74H56V72ZM63 71H64V73H63ZM239 71H238V73H237V71H236V75H238V74H242V73H244V72H240L239 73ZM246 71V70H245ZM258 71V72H257ZM263 71V72H262ZM40 72H42L41 74L43 75H41L40 74ZM44 72V73H43ZM51 74H50V73ZM62 73V75H61V73ZM257 72V73H256ZM260 72V73H259ZM53 73V74H52ZM60 73V74H59ZM68 73H71V72H68ZM254 73V74H253ZM33 74V75H32ZM57 76H56V75ZM64 74H66V75H64ZM259 74H260V77H258L259 76ZM40 75V76H39ZM52 75V76H51ZM54 75H55V77H54ZM37 76H39V77H37ZM49 76H51L50 77V79H49ZM64 76V77H63ZM254 76H256V77H254ZM32 77V78H31ZM44 77H45V79H47L46 81H45V79H44ZM47 77V78H46ZM57 77V78H56ZM254 77V78H253ZM22 78V79H21ZM27 80H26V79ZM41 78H43L42 80H41ZM58 78H59V80H58ZM60 78H62V79H60ZM25 79V80H24ZM36 79H38V80H36ZM53 81H52V80ZM54 79H56L55 81H57V82H55L54 83ZM254 79H256V80H254ZM19 80V81H18ZM22 80V81H21ZM29 80V81H28ZM52 81V83H54V84H52L51 82H49V81ZM262 82H261V81ZM24 81H26V83L24 82ZM32 81V82H31ZM36 81V82H35ZM37 81H39V82H37ZM253 81H254V83L256 84V85H253L254 83H253ZM261 83H260V82ZM33 82H35V84L33 83ZM43 82V83H42ZM47 82V83H46ZM49 82V83H48ZM23 83V84H22ZM28 83H29V85H28ZM38 83V84H37ZM47 84V85H45V84ZM52 85H51V84ZM57 83L59 84L58 86H57ZM26 84V85H25ZM31 84H32V86H31ZM40 84L42 85V86H40ZM56 85V86H55ZM261 85V86H260ZM22 86H23V88H22ZM26 86V87H25ZM27 86H29V87H27ZM36 87V88H34V87ZM44 86H46V87H44ZM52 86V87H51ZM38 87H40V88H38ZM48 87V88H47ZM54 87H55V89H54ZM57 87V88H56ZM263 87V89H261V88ZM19 88V89H18ZM30 88V90H29V92H28V90L27 89H29ZM233 88L234 89H236V91H239L240 89V91H239V95H241L242 97V99L241 100H238L237 98H234L235 97V94H236V91H234L233 90ZM18 89V90H17ZM37 89V90H36ZM44 90V91H42V90ZM54 89V90H53ZM62 94V95H60V93L59 92H57V90ZM23 90H25L24 92H23ZM31 90H33V91H31ZM53 90V91H52ZM19 91H21V92H19ZM36 91H38V92H36ZM49 91H52V93L51 92H49ZM229 91V92H230ZM23 92V93H22ZM28 92V93H27ZM43 92V93H42ZM53 92H55V96H54V93ZM56 92H57V94H56ZM234 93V95H233V93ZM244 92H245V90H244ZM243 92V93H244ZM26 93V94H25ZM46 93V94H45ZM59 93V94H58ZM14 94V95H13ZM21 94L23 95V96H21ZM53 94V95H52ZM230 94V93H229ZM13 95V96H12ZM17 95V96H16ZM19 95V96H18ZM32 95V96H31ZM39 95V96H38ZM16 96V97H15ZM25 96V97H24ZM53 98H52V97ZM62 96V97H61ZM232 96H233V99H232ZM236 96L238 97V93L236 94ZM4 97H6V98H4ZM14 99H12V98ZM18 97H23L22 98V100H21V98H18ZM56 97V98H55ZM57 97H59V98H57ZM1 98L2 99H4V103H3V100H2V102H1ZM10 98V99H9ZM17 98H18V100H17ZM35 98H37V100L39 101H37ZM231 98V99H230ZM252 98V99H253ZM6 99V100H5ZM31 99V100H30ZM12 101V103L10 102V101ZM17 100V101H16ZM54 100H55V102H54ZM58 100V101H57ZM63 102H62V101ZM235 100V101H234ZM238 100V101H237ZM9 101V102H8ZM24 101V102H23ZM47 101V102H46ZM230 101V102H229ZM232 101V102H231ZM239 102V104H237V102ZM240 101H242L241 103H240ZM245 103H244V102ZM21 102V103H20ZM27 102V103H26ZM51 103V105H50V103ZM57 102V103H56ZM1 103H3V104H1ZM14 103V104H13ZM23 103V105H21ZM25 103V104H24ZM35 103V104H34ZM42 103V104H41ZM60 103H61V107H62V109H58V107H60ZM233 103H235V105H241V106H233ZM260 105V108H259V105ZM59 104V105H58ZM244 106H243V105ZM246 104V105H245ZM5 105H6V107H5ZM7 105H11V107L10 106H7ZM42 105H43V107H42ZM51 107H50V106ZM57 107H56V106ZM232 105V106H231ZM41 106V107H40ZM246 106H249V107H246ZM5 107V108H4ZM14 107V108H13ZM55 107V108H54ZM264 107V106H263ZM53 110H52V109ZM241 108V109H240ZM246 108H249V109H253V110H255V111H253L254 113L257 111V114L255 115L253 112H251V110L249 111L250 113H252V114H250L247 110H249V109H246ZM256 108V109H255ZM10 109V110H9ZM238 109H236V110H238ZM3 110V111H2ZM245 111V112H244ZM247 111V112H246ZM264 111V110H263ZM259 112V113H258ZM247 113H248V115H247ZM263 113V112H262ZM13 114V115H12ZM249 117V114L251 115L249 118L246 116V115ZM12 115V116H11ZM41 115V116H40ZM252 115H253V117H252ZM261 116V117H260ZM3 117V118H2ZM10 117V118H9ZM244 117H246L245 119H244ZM7 118V119H6ZM43 118V119H42ZM256 118V119H255ZM259 118H260V121H259ZM54 119H56V120H54ZM242 119V120H241ZM244 119V120H243ZM255 119V120H254ZM49 120H50V123H49ZM56 122H54V121ZM252 120V121H251ZM250 121V122H249ZM263 123H262V122ZM18 122V123H17ZM20 122L21 123H23V124H20ZM44 122V123H43ZM61 122V123H60ZM63 122V123H62ZM246 122V123H245ZM39 123V124H38ZM249 123H251V124H249ZM256 123H258V124H256ZM259 123H260V126H259ZM38 124V125H37ZM45 126H44V125ZM46 124H48V125H46ZM52 126H51V125ZM63 124V125H62ZM248 124H249V127H247L248 126ZM261 124H262V126H261ZM18 125V126H17ZM37 125V126H36ZM23 126V127H22ZM39 126V127H38ZM49 126H51V128L49 127ZM56 126V127H55ZM62 126H63V128H62ZM247 127V128H244V127ZM48 127V128H47ZM54 129H53V128ZM19 128V129H18ZM36 128H38V129H36ZM43 128V129H42ZM49 128H50V130H49ZM59 128H61V129H59ZM42 129V130H41ZM53 129V130H52ZM56 129V130H55ZM251 129V130H252ZM257 129H258V131H257ZM263 129V130H262ZM35 130V131H34ZM250 130V131H251ZM243 131V133H244V135H246L247 133H245ZM54 132V133H53ZM57 132V133H56ZM66 132V133H65ZM260 132V133H259ZM242 133V134H243ZM258 133H259V135H258ZM47 134V135H46ZM262 134V135H261ZM37 135V136H36ZM40 135V137H38ZM56 135V136H55ZM61 135V136H60ZM66 135V136H65ZM254 135V136H255ZM36 136V137H35ZM47 136H49V137H47ZM58 136H59V138H58ZM35 137V138H34ZM47 137V138H46ZM260 137H259V139H260ZM46 139V141H45V139ZM55 140H54V139ZM56 138L59 140V141H57L56 140ZM258 138V137H257ZM32 139V140H31ZM37 139V141H35ZM48 139H51L52 140V142H51V140H48ZM41 140V141H40ZM30 141V142H29ZM45 141V142H44ZM50 141V142H49ZM54 141V142H53ZM63 141V142H62ZM35 142V143H34ZM38 142V143H37ZM46 144H48V146H47V144L45 145L44 143ZM59 142V143H58ZM41 143H43V145L41 144ZM65 143V144H64ZM39 144V145H38ZM41 144V145H40ZM55 145V146H52V145ZM45 145V146H44ZM66 146V148H65V146ZM36 146V147H35ZM47 146V147H46ZM59 146V147H58ZM53 147H56L57 148V150H56V148H53ZM42 148H44V149H42ZM65 149V150H64ZM76 149V148H75ZM43 150L45 151V152H43ZM52 152H51V151ZM49 153H48V152ZM55 152V153H54ZM54 155H53V154ZM42 154V155H41ZM36 155H38V156H36ZM78 156V157H77ZM36 159H35V158ZM77 157V160H75L74 158H76ZM52 158V159H51ZM54 158V159H53ZM21 159V160H20ZM70 160V162H69V160ZM74 159V162H72V160ZM79 159V160H78ZM224 160H225V165L226 166H224V170H223V174H222V176L225 174L226 176L225 177H222L221 176V182L223 183V184H225V185H227V183L229 182V186H234L235 185V187H244V185L246 184V182L245 181H243L242 180V176H241V174H240V172H239V174H240V177H241V179L240 178H238V176H235L234 174H236L235 172H233V171H231V173H230V171L228 172V170H227V168H231V166H232V163L231 164H229V163H227L228 162V160L227 159H225L224 158ZM227 160V161H226ZM40 161V162H39ZM51 161V162H50ZM54 161H55V163H54ZM75 161H77V164H76V162ZM35 162V163H34ZM73 163V164H72ZM78 163H79V165H78ZM227 163V164H226ZM34 164H35V166H34ZM73 166H72V165ZM2 165V166H1ZM53 165V166H52ZM78 165V166H77ZM32 166V168H30ZM39 166V167H38ZM72 166V167H71ZM7 167V168H6ZM13 167L16 169H13ZM35 167V168H34ZM36 167L39 169H36ZM72 169H71V168ZM77 167H80V169L78 168L77 169ZM3 168H5V169H3ZM53 168V169H52ZM18 169V170H17ZM31 169V170H30ZM55 169V170H54ZM73 169H74V171H73ZM233 169H234V165H233ZM33 170V171H32ZM36 170H38V171H36ZM44 170V171H43ZM51 170H52V172H51ZM76 170V171H75ZM5 171V172H4ZM11 171V172H10ZM30 171V172H29ZM46 171V172H45ZM57 171V172H56ZM81 173H80V172ZM224 171H226V173L224 172ZM235 171V170H234ZM4 172V173H3ZM9 172V173H8ZM36 172V173H35ZM39 172V173H38ZM59 172H60V174H59ZM69 172V173H68ZM75 172V173H74ZM11 173V174H10ZM22 173V174H21ZM46 173V174H45ZM51 175H50V174ZM62 173V174H61ZM72 173V174H71ZM230 173V175H228ZM24 174V175H23ZM31 174H33V175H31ZM37 176H36V175ZM80 174V175H79ZM8 175V176H7ZM17 175H18V177H17ZM27 175V176H26ZM41 175V176H40ZM49 175V176H48ZM54 175V176H53ZM57 175H59V176H57ZM71 175V176H70ZM237 175V174H236ZM30 176V177H29ZM32 176H33V178H32ZM46 176V177H45ZM48 176V177H47ZM54 178H53V177ZM75 176V177H74ZM79 176V177H78ZM229 178H228V177ZM232 176V177H231ZM15 179H14V178ZM16 177H17V179H16ZM23 177V178H22ZM36 177L38 178V180L36 179ZM40 177H42V178H40ZM50 177V178H49ZM59 179H58V178ZM63 177H64V179H63ZM70 180V178H71V182H69V180L67 179V178ZM75 179H74V178ZM5 178H7L6 180H5ZM10 178V179H9ZM26 178V179H25ZM39 178H40V180H39ZM80 178V179H79ZM223 178H224V181H223ZM226 178V179H225ZM9 179V180H8ZM11 179H14L15 180V182H14V180H12L11 181ZM22 179H24V180H22ZM41 179H44V182H43V180H41ZM48 179H51V180H48ZM62 179V180H61ZM65 179H66V181H65ZM8 180V181H7ZM48 180V181H47ZM55 180L57 181V182H55ZM61 180V181H60ZM76 180V181H75ZM78 180V181H77ZM80 180V181H79ZM238 180H239V183H237L238 182ZM5 181V182H4ZM10 181H11V183H10ZM21 181V182H20ZM23 181V182H22ZM38 181V182H37ZM50 181V182H49ZM54 181V182H53ZM231 181H236V182H234V184H233V182H232V184H230L231 183ZM9 182V183H8ZM13 182V183H12ZM25 182V183H24ZM28 184H27V183ZM32 184H31V183ZM35 182V183H34ZM64 182H66L67 183V185H68V187H67V185H65L66 183H64ZM69 182V183H68ZM73 182V183H72ZM75 182V183H74ZM245 182V183H244ZM3 183V184H2ZM21 183V184H20ZM40 183H42V184H40ZM53 183V184H52ZM54 183H56V185L54 184ZM61 183V184H60ZM240 183H241V185H240ZM244 185H243V184ZM9 184V185H8ZM16 184V185H15ZM27 184V185H26ZM39 186V188H38V186ZM41 186H40V185ZM45 184V185H44ZM49 184V185H48ZM72 184V185H71ZM79 184H77V185H79ZM237 184H238V186H237ZM19 185V186H18ZM25 185V186H24ZM43 185H44V187H43ZM53 185V186H52ZM58 185V186H57ZM62 185H64V187L62 186ZM70 185V186H69ZM76 185V186H77ZM240 185V186H239ZM247 185L248 184H246V189H245V187H244V190H247ZM11 186H13V187H11ZM20 186H22V187H24V188H22V187H20ZM28 186V187H27ZM31 186V187H30ZM51 186V187H50ZM55 186V187H54ZM57 186V187H56ZM7 187H9V188H7ZM25 187H26V189H25ZM36 187H37V189H36ZM51 189H50V188ZM52 187H54L53 189L55 190H53L52 189ZM28 188V189H27ZM68 188V190H66ZM242 188H240V189H242ZM20 189V190H19ZM29 189H31V190H29ZM41 189V190H40ZM57 189H58V191H57ZM29 190V191H28ZM35 190V191H34ZM40 190V191H39ZM43 190V191H42ZM47 190V191H46ZM49 190V191H48ZM63 190V191H62ZM5 191V192H4ZM7 191V192H6ZM16 191V192H15ZM23 191V192H22ZM36 191H37V194H36ZM65 191V192H64ZM5 193V195H4V197H3V194ZM22 192V193H21ZM33 192V193H32ZM34 192H35V194H34ZM44 192V193H43ZM48 192H50V193H48ZM55 192V193H54ZM63 192V193H62ZM13 193V194H12ZM28 193V194H27ZM59 193V194H58ZM68 195H67V194ZM10 194V196L8 197L7 195H9ZM15 194V195H14ZM19 194V195H18ZM56 194V195H55ZM60 194H62V195H60ZM65 194V195H64ZM28 195V196H27ZM36 195H39L41 198H43V199H40L39 198V196H38V198H37V196ZM49 195V196H48ZM55 195V196H54ZM14 196V197H13ZM32 196V197H31ZM33 196H36V197H33ZM61 196V197H60ZM63 196V197H62ZM66 196V197H65ZM70 196H72L71 198H72V200H71V198H70ZM130 196V195H129ZM3 197V198H2ZM14 198V199H10V198ZM16 197H17V199H16ZM27 197H28V200H27ZM54 197V199H52ZM55 197H56V199H55ZM65 197V198H64ZM140 196H138V198H139ZM4 198H6V199H4ZM8 198H9V200H8ZM32 198V199H31ZM36 198V199H35ZM59 198V199H58ZM62 198H64V199H62ZM141 198V203H140V199H139V203H140V205H143L142 206V208H146V210H149L148 208H149V205H148V203L147 202H145L146 201V199L145 198H143L142 196L140 197ZM21 199V200H20ZM31 199V200H30ZM39 199V200H38ZM48 199H49V201H48ZM59 201H58V200ZM67 199V200H66ZM75 201H74V200ZM145 201H144V200ZM8 202H7V201ZM17 200V201H16ZM23 200V201H22ZM44 202H42V201ZM69 201V202H67L66 203V201ZM15 201V202H14ZM22 201V202H21ZM25 201V202H24ZM32 201H33V203H32ZM39 201V202H38ZM41 201V202H40ZM51 201V202H50ZM53 201V202H52ZM56 201V202H55ZM71 201V202H70ZM76 202V203H72V202ZM10 202H12V203H10ZM37 202V203H36ZM63 202V203H62ZM142 202H143V204H142ZM144 202H145V207H144ZM7 203V204H6ZM11 205H10V204ZM13 203H16V204H18V205H16V204H14V205H12ZM23 203V204H22ZM28 203V204H27ZM40 203L42 204V205H40ZM60 203V204H59ZM66 203V204H65ZM24 204H26V205H24ZM30 204H32V205H30ZM34 204V205H33ZM35 204H37L36 206H35ZM79 205V207H76V205ZM148 206H147V205ZM154 205H155V203H153ZM6 205V207H5V209H4V206ZM20 205V206H19ZM30 205V206H29ZM44 205V206H43ZM52 207H51V206ZM54 205V206H53ZM60 205V206H59ZM67 205H68V207H67ZM72 205V206H71ZM77 205V206H78ZM83 207H82V206ZM129 203L128 204H126V207H124V208H126L125 210L127 211V209L129 208ZM12 206V207H11ZM25 206V207H24ZM32 206V207H31ZM33 206H35V207H33ZM44 208H42V207ZM49 208H48V207ZM56 206H59V207H57L56 208ZM61 206H63V208L61 207ZM147 206V207H146ZM11 207V208H10ZM16 207L18 208V209H16ZM20 207V208H19ZM24 207V208H23ZM40 207L42 208V210L40 209ZM54 207V208H53ZM65 207H66V209H65ZM74 207V208H73ZM82 208V209H78V208ZM84 207H85V209H84ZM8 208H9V210H8ZM13 208V209H12ZM27 208V209H26ZM30 208V209H29ZM36 208V209H35ZM52 208H53V210H52ZM60 209L59 211H60V215H61V213H62V215L60 216L59 215V211L58 210H54V209ZM90 208V209H89ZM101 208V209H100ZM15 209V210H14ZM20 209V210H19ZM63 211H62V210ZM74 209V210H73ZM78 209V210H77ZM84 209V210H83ZM5 210V211H4ZM8 210V211H7ZM14 210V211H13ZM28 210V211H27ZM34 210H36V211H34ZM46 210H47V213H48V215H47V213H46ZM82 210V211H81ZM87 210V211H86ZM94 210V211H93ZM100 210H102V211H104V212H102V211H100ZM10 211V212H9ZM22 211V212H21ZM33 214H31L30 212ZM43 211V212H42ZM44 211H45V213H44ZM49 211V212H48ZM66 211V212H65ZM70 211V212H69ZM4 212H6V213H4ZM12 212V213H11ZM18 212V213H17ZM26 212V213H25ZM55 212V213H54ZM74 212V213H73ZM76 212V213H75ZM84 212V213H83ZM86 212V213H85ZM90 214H88V213ZM93 212V213H92ZM95 212H97V213H99V212H101V213H99V214H96ZM4 213V214H3ZM20 213V214H19ZM37 213V214H36ZM41 213H43V214H41V216H40V214ZM68 213V214H67ZM70 213H72V215H71V217H73L72 219H71V217H70ZM78 213V214H77ZM103 213H105L104 215H103ZM11 214V215H10ZM22 214V215H21ZM29 214V215H28ZM38 214H39V216H38ZM58 214V215H57ZM86 214V215H85ZM96 214V215H95ZM4 215V216H3ZM13 215H15L14 217H13ZM25 215V216H24ZM52 215V216H51ZM74 215V216H73ZM93 215V216H92ZM98 215V216H97ZM106 215V216H105ZM37 216V217H36ZM54 216V217H53ZM56 216V217H55ZM64 216V217H63ZM68 216V217H67ZM76 216H77V219H75L76 218ZM88 216H90V218H88ZM10 217V218H9ZM40 217V218H39ZM51 217H53V220H52V218ZM57 217H58V219H57ZM67 217V218H66ZM86 217H87V220H86ZM98 217H100V218H98ZM106 217V218H105ZM108 217V218H107ZM12 218V219H11ZM69 218V219H68ZM81 218V219H80ZM82 218H83V220H82ZM10 219V220H9ZM15 219V220H14ZM44 219V220H43ZM50 219V220H49ZM59 219H63V220H59ZM73 220V221H71V220ZM81 221H80V220ZM93 220L94 221V223H93V221L91 222V220ZM96 221H95V220ZM100 219H101V221H100ZM29 220H31V221H29ZM39 220V221H38ZM42 220V221H41ZM52 220V221H51ZM57 220V221H56ZM75 220V221H74ZM86 220V221H85ZM97 220H99V221H97ZM102 220H103V222H102ZM105 220H106V222L107 223H105ZM25 221H26V223H25ZM27 221H28V223H27ZM34 221H35V223H34ZM38 221V222H37ZM41 221V222H40ZM43 221H45V222H43ZM52 223H51V222ZM61 221V222H60ZM68 221V222H67ZM77 221V222H76ZM80 221V222H79ZM259 221V220H258ZM257 221V222H258ZM12 222H14V223H12ZM16 222H18V223H16ZM24 224H23V223ZM49 222V223H48ZM56 222V224H54V223ZM59 222V223H58ZM65 224H63V223ZM72 222H74L73 223V225H71L72 224ZM87 224H86V223ZM99 222V223H98ZM12 223V224H11ZM34 223V224H33ZM48 223V224H47ZM78 223V224H77ZM85 223V224H84ZM91 223V224H90ZM101 223V224H100ZM110 223V224H109ZM2 224V225H1ZM6 224V225H5ZM16 224V225H15ZM17 224H18V226H17ZM21 224H23L22 226H21ZM25 224H27V225H25ZM47 224V225H46ZM54 224V225H53ZM60 224V225H59ZM63 224V225H62ZM68 224V225H67ZM74 224H77V226H75ZM81 224V225H80ZM99 224L100 226H97V225ZM114 224V225H113ZM25 225V226H24ZM31 225V226H30ZM37 225V226H36ZM85 227H84V226ZM89 225V226H88ZM96 225V226H95ZM102 225V226H101ZM108 225V226H107ZM111 226V229H110V226ZM13 226V227H12ZM42 226H44L43 228H40V227H42ZM51 226H52V230H51ZM53 226H55L54 227V229H56V231H54V229H53ZM59 226H62V227H59ZM67 226V227H66ZM78 226H79V228H78ZM106 226V227H105ZM113 226H115V227H113ZM5 227V228H4ZM12 227V228H11ZM19 227V228H18ZM32 227H33V229H32ZM58 227V228H57ZM72 227H73V229H72ZM74 227H75V229H74ZM87 227V228H86ZM102 227V228H101ZM103 227L105 228V229H103ZM109 229H108V228ZM6 228H7V230H6ZM8 228H10V229H8ZM14 228V229H13ZM25 228V229H24ZM77 228V229H76ZM81 228H82V230H81ZM87 230H86V229ZM95 228V229H94ZM128 228V227H127ZM20 229V230H19ZM41 229V230H40ZM46 229V230H45ZM65 230V231H62V230ZM69 229V230H68ZM70 229H72L71 231H70ZM91 230V231H89V230ZM99 229V230H98ZM116 229H118L119 230V232L122 234V232L124 233L123 234V236H126V239L125 238H123L124 239V241H123V239H122V237H121V240H120V238H118L119 240H117L116 238V232H117V230ZM129 229V228H128ZM6 230V231H5ZM12 230V231H11ZM25 230V231H24ZM75 230V231H74ZM86 230V231H85ZM106 232H105V231ZM109 231V233H108V231ZM2 231V232H1ZM4 231V232H3ZM8 231H9V233H8ZM10 231H11V233H10ZM16 231H17V233H16ZM21 231V232H20ZM31 231H33V232H31ZM39 231H40V233H39ZM51 231H53V233L51 232ZM58 231V232H57ZM77 231V232H76ZM93 231V232H92ZM99 231V232H98ZM112 231V232H111ZM27 232V233H26ZM62 234H64V235H62ZM66 232H67V234H66ZM71 232V233H70ZM73 232V233H72ZM75 232V233H74ZM87 232V233H86ZM95 232V233H94ZM111 232V233H110ZM128 232H129V230H128ZM6 233V234H5ZM22 233V234H21ZM48 235H47V234ZM81 233V234H80ZM83 233V234H82ZM85 233V234H84ZM90 233V234H89ZM92 233V234H91ZM100 233V234H99ZM108 234L109 235V237H107L108 235H104L103 236V234ZM112 233H114V235H112ZM118 233V232H117ZM127 233V235H125ZM14 234V235H13ZM61 234V235H60ZM74 234V235H73ZM77 234V235H76ZM111 234V235H110ZM119 234V233H118ZM6 235V236H5ZM7 235L8 236H10L9 238H7ZM11 235L13 236V238L11 237ZM27 235V236H26ZM68 235V236H67ZM75 235H76V237H75ZM89 235V236H88ZM92 235V236H91ZM145 235V236H144ZM2 236H4V237H2ZM18 236H19V238H18ZM25 236V237H24ZM50 236V237H49ZM56 236H58V239H57V237ZM69 236L71 237V238H69ZM74 236V237H73ZM79 237V239H77L78 237ZM110 236H112V237H110ZM116 238H115V237ZM6 237V238H5ZM16 237V238H15ZM28 237V238H27ZM56 237V238H55ZM65 238V240H64V238ZM67 237H68V239H67ZM73 237V238H72ZM96 238V239H94V238ZM102 238V239H100V238ZM103 237H105V238H103ZM143 237V238H142ZM4 238L6 239V240H4ZM62 238V239H61ZM83 238V239H82ZM92 238V239H91ZM112 240H110V239ZM114 238V239H113ZM139 238V239H138ZM149 238V239H148ZM7 239H9V240H7ZM15 239V240H14ZM25 239V240H24ZM32 239V240H31ZM37 239V240H36ZM43 239V240H42ZM49 239V240H48ZM69 239H70V241H69ZM74 239V240H73ZM89 239V240H88ZM94 239V240H93ZM98 239V240H97ZM129 239H131V240H129ZM19 240V241H18ZM73 240V241H72ZM77 240V241H76ZM82 240H84V242H82ZM108 240H110L109 242H112V243H109V246H108ZM129 240V241H128ZM144 240V241H143ZM1 241H4V243L3 242H1ZM14 241V242H13ZM18 241V242H17ZM49 241V242H48ZM58 241V242H57ZM87 241V242H86ZM95 241V242H94ZM96 241H97V243H96ZM102 241V242H101ZM104 241H107V242H104ZM114 241V242H113ZM115 241H117V242H115ZM131 241V242H130ZM153 242V246H155V247H152L151 246V244L150 243H148V242ZM7 242H9V246L7 245L8 243ZM13 242V243H12ZM17 242V243H16ZM33 244H32V243ZM64 242H66L65 244H63ZM76 242V243H75ZM118 242H120V243H118ZM126 242H128L129 243V245L126 243ZM140 242H143V245H142V243H140ZM6 243V244H5ZM16 243V244H15ZM31 243V244H30ZM55 244V245H53V244ZM70 243V244H69ZM72 243V244H71ZM79 243V244H78ZM83 243H85V248H83L84 247V244ZM87 243V244H86ZM92 243V244H91ZM98 243H100V244H98ZM104 243L107 245H104ZM122 243V244H121ZM131 243V244H130ZM140 243V244H139ZM154 243H156V244H154ZM5 244V245H4ZM15 244V245H14ZM17 244H19V245H17ZM24 244V245H23ZM40 244V245H39ZM78 244V245H77ZM83 244V245H82ZM111 244V245H110ZM122 246V247H120V245ZM123 244H127V245H123ZM133 244V245H132ZM145 244V245H144ZM148 246H147V245ZM7 245V246H6ZM15 247H14V246ZM23 245V246H22ZM37 245V246H36ZM45 245V246H44ZM68 245V246H67ZM71 245V246H70ZM83 247H82V246ZM87 245H89V247L87 246ZM130 245H132L133 246V248H134V250H132L133 248H132V246H130ZM138 245V246H137ZM6 246V247H5ZM23 248H25V249H23ZM33 246V247H32ZM48 248H47V247ZM65 246V247H64ZM74 246V247H73ZM77 246V247H76ZM96 246V248H94ZM100 248H99V247ZM103 246V247H102ZM125 246V247H124ZM129 246V247H128ZM150 246V247H149ZM9 247V249L7 250V248ZM17 247V248H16ZM60 247V248H59ZM68 249H67V248ZM70 247V248H69ZM87 247L89 248V250L87 249ZM94 248L93 250H92V248ZM102 247V248H101ZM107 247V248H106ZM108 247H109V249H108ZM116 247V248H115ZM144 247H145V249H144ZM152 247V248H151ZM158 248L157 250L155 249V248ZM10 248H12V249H10ZM47 248V249H46ZM49 248H50V250H49ZM53 248V249H52ZM73 248H76V250L74 249L73 250ZM78 248V249H77ZM83 250H82V249ZM111 248H113V249H111ZM117 249V251L115 250V249ZM121 248V249H120ZM124 248H126V249H123ZM168 248V249H167ZM15 249H16V251H15ZM19 249H21V250H19ZM34 249V250H33ZM38 249H39V252H38ZM42 249V250H41ZM61 249H62V251H61ZM65 249V250H64ZM97 249V250H96ZM106 249V250H105ZM152 249H155V251L154 250H152ZM160 249L162 250V251H160ZM17 250H18V252H17ZM71 250V251H70ZM82 250V251H81ZM111 250V251H110ZM132 250V251H131ZM138 251V254H137V252L136 251ZM140 250H142V252L140 251ZM166 250V251H165ZM169 250V252H167ZM8 251V252H7ZM59 251H61V252H59ZM68 251V252H67ZM74 251H76V252H74ZM89 251V253H86V252H88ZM113 251V252H112ZM116 251V252H115ZM126 253H125V252ZM129 251H130V253H129ZM134 251H135V253H134ZM145 251V252H144ZM154 251V252H153ZM173 251V252H172ZM15 252H16V254H15ZM29 252V253H28ZM33 252V253H32ZM35 252V253H34ZM38 252V253H37ZM45 252V253H44ZM54 252V253H53ZM78 252H80V253H78ZM84 252V253H83ZM101 252V253H100ZM103 252H104V254H103ZM150 252V253H149ZM8 253V254H7ZM32 253V254H31ZM49 253H51L50 255H49ZM59 253H63L62 255L61 254H59ZM74 253V254H73ZM77 253V254H76ZM93 253V254H92ZM98 254V256H97V254ZM116 253V254H115ZM118 253H119V256H118ZM120 253H122V254H120ZM143 253V254H142ZM152 253L154 254L153 256H152ZM160 253V254H159ZM165 253H167V254H173L172 256H169V255H165ZM21 254V255H20ZM34 254V255H33ZM36 254V255H35ZM45 254V256H43ZM55 254V255H54ZM89 254H92V255H90V256H92L91 257V259L93 260H91L90 259V256H89ZM108 254V256H106ZM110 254L114 257L115 255V257H114V259H113V257L112 256H110ZM146 254V255H145ZM151 254V255H150ZM158 256H156V255ZM9 255V257L7 258V256ZM14 255V256H13ZM19 255V256H18ZM42 255V256H41ZM52 255V256H51ZM70 255H72V257H70ZM74 255V256H73ZM89 256V258H86L87 256ZM94 255H95V257H94ZM126 255H127V258H126ZM130 255H132V256H130ZM141 255V256H140ZM163 255H165L164 257H163ZM6 256V257H5ZM27 258H26V257ZM33 256V257H32ZM48 256V257H47ZM61 256V257H60ZM77 256H79L78 258H77ZM81 256V257H80ZM83 256H85V257H83ZM117 256H118V258H117ZM121 256V257H120ZM149 256V257H148ZM4 257V258H3ZM10 257H12V258H10ZM13 257H15V258H13ZM19 257V258H18ZM29 257V258H28ZM36 257V258H35ZM40 257V258H39ZM44 257H45V259H44ZM98 257V258H97ZM101 257V258H100ZM130 257H132V259L130 258ZM135 257H137L136 259L137 260H140V261H137L136 259H135ZM160 257V258H159ZM165 258V259H162V258ZM176 257V258H175ZM180 259H179V258ZM10 258V259H9ZM21 258H22V261H21ZM26 258V259H25ZM35 258V259H34ZM47 258V259H46ZM54 258V259H53ZM81 260H80V259ZM106 258V259H105ZM112 258V259H111ZM126 258V259H125ZM153 258V259H152ZM16 261H15V260ZM25 259V260H24ZM40 259V260H39ZM57 259V260H56ZM79 259V260H78ZM85 259H87V261L85 260ZM88 259H90V260H88ZM99 259H101V260H99ZM102 259H105V260H102ZM117 259V261H115ZM119 259V260H118ZM123 260V262L121 261V260ZM147 259V260H146ZM151 259V261L149 262L148 260H150ZM155 259V260H154ZM157 259V260H156ZM179 259V260H178ZM32 260H33V262H32ZM48 260V261H47ZM53 260V261H52ZM68 260H70V261H68ZM97 262H96V261ZM109 260V261H108ZM127 260V262H125ZM154 260V261H153ZM162 260H164V262L165 263H163V261ZM166 260V261H165ZM21 261V262H20ZM27 261V262H26ZM41 261V262H40ZM46 261V262H45ZM57 261V262H56ZM64 261V262H63ZM82 261V262H81ZM105 261V262H104ZM114 263H113V262ZM157 261H159V262H157ZM173 261H175L174 263H173ZM180 261V262H179ZM16 262V263H15ZM39 262V263H38ZM44 262V263H43ZM60 262V263H59ZM78 262V263H77ZM80 262V263H79ZM99 262V263H98ZM109 262H111V263H109ZM149 262V263H148ZM177 262H179V263H177ZM187 262V263H186ZM190 264H193V262H191Z\"/></svg>","mask_w":264,"mask_h":264}]
</instances>
